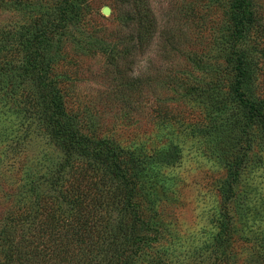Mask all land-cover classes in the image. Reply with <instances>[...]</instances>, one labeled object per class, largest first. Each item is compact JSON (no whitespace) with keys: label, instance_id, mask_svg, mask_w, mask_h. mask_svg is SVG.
<instances>
[{"label":"rangeland","instance_id":"rangeland-1","mask_svg":"<svg viewBox=\"0 0 264 264\" xmlns=\"http://www.w3.org/2000/svg\"><path fill=\"white\" fill-rule=\"evenodd\" d=\"M147 2L159 28L151 46L132 59L105 55L104 45L122 29L121 0H77L66 32L43 54L80 131L112 140L140 162L134 201L144 223L134 225L117 200L125 191L120 182L82 155L74 154L57 193L72 211L87 215L81 231L95 241L94 260L110 252L117 231H135L150 239L135 264H264V0H249L244 41L243 89L261 111L253 117L230 89L225 58L232 0ZM105 6L110 14L102 12ZM28 22L21 10L0 6L3 59L14 43L11 33ZM12 59L19 68L0 87V189L10 190L50 176L64 158L42 118L41 90L21 74L22 50ZM120 67L131 68L126 75L136 88L121 79ZM209 81L216 83L212 101L199 90ZM233 169L228 216L222 203ZM9 201L0 194V208ZM227 221L225 257L214 243Z\"/></svg>","mask_w":264,"mask_h":264},{"label":"trees","instance_id":"trees-1","mask_svg":"<svg viewBox=\"0 0 264 264\" xmlns=\"http://www.w3.org/2000/svg\"><path fill=\"white\" fill-rule=\"evenodd\" d=\"M121 2L124 10L119 19L123 31L120 29L118 33H113L115 39L106 41L108 45L103 42L106 57L114 61L132 59L137 51L145 52L159 28L158 18L147 0ZM0 6L19 9L29 18L27 24L9 36L14 43L6 46V59L2 58L3 53L0 54V87L5 80L11 83L19 68L12 59L13 51L22 50L25 59L21 74L32 79L41 90L40 96L45 101L42 118L51 137L64 153L54 173L36 178L27 189L18 187L10 190L1 187L0 194L4 197L8 195L10 201L0 208V264H135L144 253L149 237L135 234V231H117L111 241L114 246L111 245L113 248H110V252L99 261L94 260L95 241L85 234L87 231H81L88 221L87 215L72 211L59 197L56 189L74 154L90 158L102 165L111 178L120 182L125 191L122 196L119 193L117 200L124 202L131 222L134 225L144 223L134 201L139 191L140 162L131 151L119 147L112 140L96 139L80 131L75 116L65 109L61 87L49 76L48 67L44 63L43 54L47 47L61 39L74 12L78 10L77 0H60L53 6L45 4L44 0H0ZM231 6L232 23L228 33L231 49L225 58L227 66L232 70L230 89L239 96L242 105L252 112L250 116L253 117L261 111L255 101L246 97L243 89L249 69L244 41L252 20L251 7L249 0H232ZM129 69L120 67V71L116 72L121 74L124 82H129V87L136 88L134 80L126 75ZM199 87L202 94L203 91L205 95L207 93L208 99H214L215 82H203ZM235 172L236 169L231 171L226 184L227 194L222 203L225 215L229 214L228 202L234 194ZM42 183L46 185L41 188ZM223 229V234L217 237L214 244L221 255L226 257L228 221Z\"/></svg>","mask_w":264,"mask_h":264},{"label":"water","instance_id":"water-1","mask_svg":"<svg viewBox=\"0 0 264 264\" xmlns=\"http://www.w3.org/2000/svg\"><path fill=\"white\" fill-rule=\"evenodd\" d=\"M102 12L105 13V14H110L111 8L108 7V6H105V7L102 8Z\"/></svg>","mask_w":264,"mask_h":264}]
</instances>
